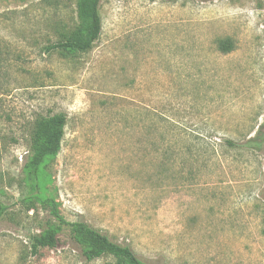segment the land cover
Listing matches in <instances>:
<instances>
[{
	"label": "rangeland",
	"instance_id": "374dc122",
	"mask_svg": "<svg viewBox=\"0 0 264 264\" xmlns=\"http://www.w3.org/2000/svg\"><path fill=\"white\" fill-rule=\"evenodd\" d=\"M76 5L0 0V264H115L82 256L77 222L144 264H264V142L244 147L264 140V0H101L99 40L65 54Z\"/></svg>",
	"mask_w": 264,
	"mask_h": 264
},
{
	"label": "trees",
	"instance_id": "16d2710c",
	"mask_svg": "<svg viewBox=\"0 0 264 264\" xmlns=\"http://www.w3.org/2000/svg\"><path fill=\"white\" fill-rule=\"evenodd\" d=\"M100 1L77 0V25L55 45L56 49L65 54H76L86 53L93 47L101 35ZM218 48L224 54L233 49L228 40L219 42ZM65 123L66 119L61 114L36 121L31 134L30 155L26 161V168L29 173L38 174L47 158L57 155L60 150ZM262 142H264L263 138H253L248 140L244 147L258 149ZM54 216L60 225L64 223L56 212ZM58 230L59 228L48 227L40 235L34 237L30 244L32 252L36 253L44 248H55ZM71 238L81 248L82 256L87 261L110 257L115 264H144L128 246L111 242L105 235L87 227L82 222L72 224Z\"/></svg>",
	"mask_w": 264,
	"mask_h": 264
}]
</instances>
